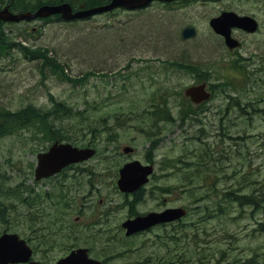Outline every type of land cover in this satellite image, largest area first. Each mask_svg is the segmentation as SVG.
I'll return each mask as SVG.
<instances>
[{
    "label": "rangeland",
    "instance_id": "rangeland-1",
    "mask_svg": "<svg viewBox=\"0 0 264 264\" xmlns=\"http://www.w3.org/2000/svg\"><path fill=\"white\" fill-rule=\"evenodd\" d=\"M163 3L153 2L139 12L120 8L73 23L2 22L11 42L47 50L64 65L67 77L42 72L40 59L26 61L17 48H0V106L9 111L38 107L51 114L44 123L67 138L61 141L97 149L91 163H78L74 170L63 169L46 182H34L37 152L54 141L45 137L47 128L28 127L0 137V205H11L16 215L8 219L10 229L26 238L35 250L33 258L41 263L54 264L76 244L89 246L94 256L108 253L109 264H264V198L253 195V200L243 197L239 202L236 196L239 181L245 192L253 187L264 192V118L256 116L237 127L230 121L237 119L233 106L224 123L213 120L223 114L225 94H216L204 104L206 111L197 113L182 99L186 87L201 81L200 68L209 76L204 77L208 83H219V68L229 84L240 90L249 85L253 97L264 96V69L257 76L253 72V63L264 64V0ZM222 10L252 14L260 24L255 34L243 37L238 51L229 52L208 27L209 18ZM185 26L196 28V35L182 39ZM54 102L68 114L55 118ZM81 112L87 117L80 118ZM189 113L198 123L185 118ZM145 120L152 121L146 131L129 127L131 121ZM111 121H119V127L110 128ZM212 123L224 129L221 137ZM92 125V134L80 130ZM227 128H233L230 134ZM237 128L246 132L241 140L234 138ZM116 130L115 141L106 144ZM102 131L104 139L99 137ZM139 142L136 152L123 153V147ZM200 142L209 143V152ZM145 148L156 150L145 154L155 172L140 193L122 195L116 186L117 168L142 160ZM169 148L176 156L193 151L185 157L190 160L185 172L177 160H164ZM197 170L208 174L202 185V174L194 175ZM231 188L216 196V191ZM195 193L200 200H193ZM217 201L225 205L220 217L213 214L216 220H204L203 207ZM177 206L186 207L188 214L155 230L147 236L150 239L129 240L120 233L127 215Z\"/></svg>",
    "mask_w": 264,
    "mask_h": 264
},
{
    "label": "water",
    "instance_id": "water-1",
    "mask_svg": "<svg viewBox=\"0 0 264 264\" xmlns=\"http://www.w3.org/2000/svg\"><path fill=\"white\" fill-rule=\"evenodd\" d=\"M153 1L171 2L178 0H110L105 5L76 12L72 11L68 3L42 5L34 12L23 13H12L8 10V6H6L0 10V20L3 22L31 21L59 14L61 19L69 21L108 12L115 8L137 10L147 7ZM209 26L216 34L224 38V43L230 50L238 46V42L231 37L232 28L241 29L246 32H255L257 29V24L252 18L239 16L233 12H222L218 17L212 18L209 21ZM194 35V28H185L181 36L182 39H187ZM184 93L194 103H200L209 97V94L205 92V85L189 87ZM93 153L94 150L92 149H77L72 148L69 144L54 143L49 147L47 152L39 153L36 156L37 163L34 169V178L35 180H40L49 177L59 172L67 164L90 158ZM151 172V165L142 166L137 161L127 163L119 170L118 187L123 192H132L147 182V176ZM183 215L184 210L181 208L167 209L161 213H149L134 220H129L123 224V227L127 229V234H133L156 224L177 220ZM30 256V248L24 240L18 239L16 234H3L0 236V264L26 263ZM86 257L85 249H77L66 258L59 260L56 264H99ZM28 264L39 263L29 262Z\"/></svg>",
    "mask_w": 264,
    "mask_h": 264
},
{
    "label": "trees",
    "instance_id": "trees-1",
    "mask_svg": "<svg viewBox=\"0 0 264 264\" xmlns=\"http://www.w3.org/2000/svg\"><path fill=\"white\" fill-rule=\"evenodd\" d=\"M108 2L109 0H0V9L5 6H8L11 12L21 13V12H33L39 6H42V5H57L61 3H68L72 8H77L79 5H82L83 8H93L96 6L104 5ZM108 14H112V13H108ZM50 19L60 20L59 17L57 16L56 17L54 16L53 18H50ZM50 19H47V20H50ZM2 24L3 23L0 22V48L3 49L5 47L11 46L10 48L4 49L3 51L7 52L10 49L14 50V48H17L19 52H22L26 56V59H27L26 61H36L40 59L43 65L41 69L42 72L44 71L45 73L46 70H50L52 72L51 74L55 75V77L57 78L67 77V75L64 74L65 72L64 65L58 63V59L55 56H52V55H49V53H46L47 50H43V51H41L40 49L30 50L28 47L22 44V41L17 44L14 42H11L9 38H7L4 35V32L2 30ZM135 32H137V30H135ZM227 62H230V61H227ZM243 64H244L243 62H239V65H243ZM253 72L255 73L256 76L258 75V71L253 70ZM216 77L219 80V83L218 84L210 83V90L212 92V97H216V94H219V95L225 94V98H227V100L225 101L226 105H232V104H237L241 102L240 97L243 96L248 91L249 85H247V89L240 90L238 89L237 86L234 85V83L229 84L225 76L222 74V70H220L219 68H218ZM260 80L264 83V77L263 78L260 77ZM254 81L256 82L257 80H254ZM245 83H246L245 79L239 81L240 87H243ZM216 89H221V91L219 93H215L214 90ZM225 89H228L229 92L222 93ZM251 89L254 90L252 86H251ZM250 102H252V100H247L244 103H250ZM52 107L53 109L51 110V112L53 114L58 113V115L55 118H59L62 115L65 116L68 114V111L65 110V107L59 102H54ZM223 109L225 110L226 107H224ZM200 111H201V107L194 108L195 113L200 112ZM258 112L264 114V107L260 108ZM46 116H51V114L45 113L40 108L33 107L31 105H28L22 110L20 109L18 111H11V110L9 111L5 107L0 106V137L5 136V135H10L16 131L26 129L28 127L39 126V128L42 130H45V128H47V134L49 135L51 139L66 140L67 139L66 137L61 138L58 132H54L51 125L46 126V124L44 123ZM78 116H80V118L87 117L86 113L84 112L79 113ZM185 118L192 120L195 123H198L194 113L187 114ZM219 119L220 117L217 118L218 122H219ZM82 128L88 129L89 127L82 126ZM211 128H217L219 137H221V134L223 133L224 129L223 128L220 129L219 124L214 125L212 123ZM227 130L229 131V134H230L233 128H227ZM236 137H241V135L236 133ZM200 143L204 146V150L206 152H209V143H206V142H200ZM174 160H177L176 162L178 164H183V166L181 165L180 166L185 168L184 172L187 170V165L190 162L189 159L179 157ZM173 172L180 174V176H182L181 174H184V172H177L176 170H173ZM197 172H199V170H197ZM197 174L198 173L194 175L196 176ZM28 190H29V187H27V191ZM194 197L197 198L196 193ZM200 198L201 197L197 198L196 200H200ZM3 214H5V216ZM13 215H16V214L11 211V205H0V218H2L5 223L3 224V227L7 225L10 228L11 221L8 219L9 217Z\"/></svg>",
    "mask_w": 264,
    "mask_h": 264
},
{
    "label": "flooded vegetation",
    "instance_id": "flooded-vegetation-1",
    "mask_svg": "<svg viewBox=\"0 0 264 264\" xmlns=\"http://www.w3.org/2000/svg\"><path fill=\"white\" fill-rule=\"evenodd\" d=\"M238 34V37H239V39H240V41H242V39H243V37H246V34H244V33H242V32H238L237 33ZM242 46V45H241ZM239 50V49H238ZM204 82H206L205 80H203V82L202 83H204ZM247 106L246 105H236L235 106V109H239V111H241L240 112V114H239V116H238V118H240L243 122L245 121V122H247V121H250V120H254V119H256V109H250V110H245V108H246ZM242 109V110H241ZM229 112H230V110H228V111H226L223 115L224 116H228L227 114H229ZM111 123V125L109 126L110 128H118L119 126H118V123H119V121H111L110 122ZM152 123V121H149V120H145V121H138V122H133V121H131V122H129V127L132 129V128H135V127H142V128H144V131H146L145 130V127L147 126V124H151ZM131 132H132V135H134V136H136L137 135V133L135 132V131H133V130H131ZM115 136H114V138L112 139V140H108V142H106V144H109V143H113L114 141H115V137L119 134V131L118 130H116V131H113L112 132ZM103 134H105V131H102V135H101V138L102 139H104V138H106L107 136H105V135H103ZM159 134V133H158ZM142 142H139L138 144H136V145H132V146H130V145H126L125 147H123L122 148V151H123V153L124 154H127V155H129V154H133V152H136L137 151V145H140ZM85 147H91V148H94L95 149V154L94 155H96V153H97V149H96V147H94V146H91L90 144H87V145H85V146H82L81 148H85ZM149 152H152L153 154H156V150H152L151 149V151H149V149H147V151H146V148L144 149V152H143V157H142V160H137V159H132V160H130V161H127V162H125L124 164H121L120 165V167L119 168H117V175H118V171H119V169L123 166V165H125V164H127V163H130V162H133V161H137V162H139V163H141V161H142V165H146V164H152L153 165V167H154V163H153V161L152 160H149L148 158H146V156H145V154L146 153H149ZM126 155V156H127ZM156 157V156H155ZM92 159V158H91ZM91 159H89V160H86V161H83V162H81L80 164H83V166L84 165H87L89 162L91 163ZM156 159V158H155ZM79 164V165H80ZM78 166V163L77 164H73V165H69V166H67L66 168L67 169H70V170H74V169H76V167ZM86 167V166H85ZM66 169V170H67ZM151 177V176H150ZM149 181H150V178H149ZM142 190L141 189H138V190H136V191H134V192H132V193H130V194H127V193H123L122 195H130V197H133V196H135V195H137L138 193H140ZM124 197H128V196H124ZM100 204L102 203V201H100L99 202ZM159 211H161L160 209H155V210H150L149 212H159ZM148 213V212H147ZM144 214H146V213H137L135 216H132V215H127V217H126V219L124 220V221H127V220H131V219H134V218H136L137 216H139V215H144ZM121 227V230H120V233L122 234V235H124L125 236V230H123V228H122V226H120ZM163 227H166V225H156L155 227H153V228H150V229H148V230H146V231H142V232H139V233H136V234H133V235H131V236H129V237H127L129 240L130 239H133V238H136V237H141V238H144V239H150L151 238V236L150 237H147L148 235H151L155 230H157V229H159V230H161ZM126 237V236H125ZM80 248H84V249H86L87 250V254H88V257H90V255H91V257L93 256L94 257V255L91 253V248L89 247V246H87V245H76V244H73V245H71V246H69L68 248H67V250H66V253L62 256V257H60L59 259H61V258H64V257H67L69 254H71L73 251H75V250H77V249H80ZM31 253H32V255H31V258H30V261H36V262H40V261H38V260H36L35 258H33V256H34V254H35V250L34 249H31ZM59 259H57V260H59ZM56 260V261H57ZM103 260V259H102ZM104 261V260H103ZM103 261H101L102 262V264H105ZM41 263V262H40ZM41 264H45L44 262H42ZM55 264V263H54Z\"/></svg>",
    "mask_w": 264,
    "mask_h": 264
}]
</instances>
